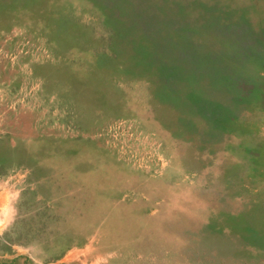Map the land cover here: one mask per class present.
<instances>
[{
  "label": "rangeland",
  "instance_id": "obj_1",
  "mask_svg": "<svg viewBox=\"0 0 264 264\" xmlns=\"http://www.w3.org/2000/svg\"><path fill=\"white\" fill-rule=\"evenodd\" d=\"M0 264H264V0H0Z\"/></svg>",
  "mask_w": 264,
  "mask_h": 264
}]
</instances>
